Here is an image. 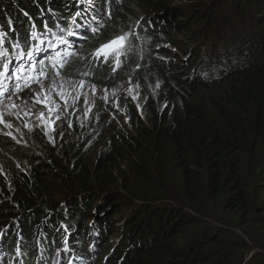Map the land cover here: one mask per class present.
Wrapping results in <instances>:
<instances>
[{
    "label": "trees",
    "instance_id": "obj_1",
    "mask_svg": "<svg viewBox=\"0 0 264 264\" xmlns=\"http://www.w3.org/2000/svg\"><path fill=\"white\" fill-rule=\"evenodd\" d=\"M90 20L93 30L57 74L158 87L139 100L142 117L131 104L121 117L101 103L51 142L31 132L30 157L0 134L2 259L264 264V230L245 233L250 224L264 229V0H0V43L23 36L29 22L56 30L41 45L20 44L16 61L53 51ZM130 31L119 64L96 57ZM243 214L238 225L225 218Z\"/></svg>",
    "mask_w": 264,
    "mask_h": 264
},
{
    "label": "rangeland",
    "instance_id": "obj_2",
    "mask_svg": "<svg viewBox=\"0 0 264 264\" xmlns=\"http://www.w3.org/2000/svg\"><path fill=\"white\" fill-rule=\"evenodd\" d=\"M95 22L97 21H84L82 26L73 27L72 32L82 35L85 30L92 31L93 27L96 25ZM72 23L80 24L81 22L75 19ZM70 30L69 32H71ZM33 33L36 34L37 38H33ZM55 34L56 30L52 26L39 27L33 24V22H29L27 30L23 36L17 34L16 36L3 38L0 43V51H7L8 55L6 58L0 57V61H10L9 58H11L12 54L19 49L16 47L17 44L20 46V44H27L31 41V44L41 45V41L44 42L47 37L53 36ZM66 41L67 43H59V39H56L54 42L55 49L53 52L58 53L59 49H61L64 44L72 46L70 41L67 39ZM76 47L77 45L74 43L73 50ZM49 52L50 49L43 50L42 57H48ZM57 57L58 59H53L50 63V66L53 65L55 67V71L48 70L41 80L35 81L30 85V87H23L21 92L14 93V90L18 84L24 82L23 78L21 77L19 80L16 79V81L12 83V79L10 82V76L7 75L9 70L11 72L13 71L11 74L15 73L18 75L19 69L15 67L14 63L12 65L9 64L7 70L4 69V73H6L5 75L0 76V82H2L3 85L0 87V92H4V96L0 97V100H3L5 104L11 100L19 105V109H12L11 107L0 105V111H3L4 113V120L12 124L11 128H6L3 123H0V134L8 136L6 133L11 132L12 136L9 137L16 144H18V147L23 150L24 156L27 157H30L28 154L31 152V150H34V148H32L31 145L27 143V138L30 136L31 132L42 131L47 139L51 142L53 140L52 138L54 133L57 134L61 132L62 127H65L66 124L70 125L74 122V120H77L78 122L85 120L95 105L101 103L107 105L113 110H116L121 117L124 116L123 111L126 112V107L131 104L136 109L138 115L142 117L139 100L145 99L146 97L152 95L158 87L157 83H143L145 81L136 83L130 77H125L121 81H116V83L106 86L95 85L91 81H86L80 77H71L70 75L67 77L60 76L56 73V68L62 62V60L59 59V55H57ZM109 60L115 62L116 66L117 62L115 59ZM0 73L3 72L0 71ZM81 82H83V87H80ZM45 92L51 100V104L54 109L52 113H49L48 109L45 108L43 104L36 103L34 99L36 93L43 94ZM60 92H63L67 98V105H65L64 100L58 95ZM17 111L19 112V118H17V115L14 114ZM42 111L45 114V118L50 121H54V123L51 125V128L44 127L42 121L38 119L39 114ZM57 115L59 116V119H56ZM124 122L127 123V118L124 120ZM25 125L28 126L26 127ZM98 137L99 136H97V138ZM15 164L18 165L19 163ZM17 168H20V166H17ZM120 199L125 203H129L122 197ZM128 206L132 207L130 203ZM208 209L210 211H218V209L213 208L211 204L208 205ZM225 218L233 225H238L240 223H244L246 217L243 214ZM207 221L209 224H215L211 219H207ZM263 230L264 229L261 226L255 228V224H250L249 227L246 228L245 233L248 236L258 235L257 231L262 232ZM233 231H236L242 237H246L241 230L234 229ZM114 236L116 238V233ZM252 244L250 243V245ZM251 255L252 253L249 254L248 258H246V261L249 260ZM0 264H7L2 259L1 254ZM8 264H14V262H10Z\"/></svg>",
    "mask_w": 264,
    "mask_h": 264
},
{
    "label": "snow or ice",
    "instance_id": "obj_3",
    "mask_svg": "<svg viewBox=\"0 0 264 264\" xmlns=\"http://www.w3.org/2000/svg\"><path fill=\"white\" fill-rule=\"evenodd\" d=\"M71 34V33H70ZM135 35L134 32H127V33H122L118 36H115L113 38H111L109 41H107L106 43L102 44L97 50H96V57L98 59H102V60H109V59H115L117 64L120 63V57L122 55H126L127 49L130 46V42H131V38ZM33 38H37L36 34L33 33ZM59 39V43H67L66 40H63L62 38H58ZM41 43H43V41H41ZM17 48H19V44L16 45ZM39 50V49H37ZM8 55L7 51H0V57H4L6 58ZM24 55H27L29 59L32 58L33 53L31 51L28 52H24L21 53L20 55V59H23ZM11 63V61H8L7 63L3 64V68L5 70L8 69L9 64ZM32 70H35L36 65L33 64L32 66ZM19 71H24V69H19ZM6 73H0V76L5 75ZM17 80L21 79V77L17 76L15 77ZM37 77H30V78H25V86L30 87V84L28 83V79H36ZM2 82H0V87H2ZM43 87V86H41ZM80 87H83V82H81ZM58 95L61 97V99L64 100L65 105H67V98L65 97L63 92L58 93ZM4 96V92H0V97ZM36 103H40L43 104L45 108L48 109L49 113H52L54 111L52 104H51V100L49 98V96L47 95V93H36L35 97H34ZM27 103V102H25ZM0 105H4L5 107H11L12 109H19V105H17L14 101L9 100L7 102V104H5V102L3 100H0ZM17 115V118H19V112L17 111L16 113H14ZM27 114V113H25ZM38 119H40L42 121V124L44 127H48L51 128V125L54 123V121H50L47 118H45V114L44 112H40ZM56 119H59V116H56ZM0 123H3L4 126L6 128H11L12 124L8 123L6 120H4V113L3 111H0ZM26 127L28 125H25ZM6 135L8 136H12L11 132L6 133ZM15 138V137H13ZM65 243H67V241H65ZM67 251V249H65ZM19 252V249L17 250Z\"/></svg>",
    "mask_w": 264,
    "mask_h": 264
}]
</instances>
